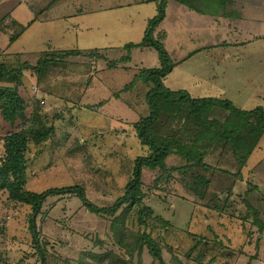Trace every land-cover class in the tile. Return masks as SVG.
I'll return each mask as SVG.
<instances>
[{"label":"rangeland","instance_id":"obj_1","mask_svg":"<svg viewBox=\"0 0 264 264\" xmlns=\"http://www.w3.org/2000/svg\"><path fill=\"white\" fill-rule=\"evenodd\" d=\"M226 11V17L214 18L167 1L166 17L153 34L173 65L163 84L193 98L230 100L238 109L255 110L264 106V0H229ZM41 12L48 22L22 25L24 17L30 21ZM157 13L156 2L146 0L1 3L0 57L6 63L37 65L42 53L57 54L40 80L31 71L21 77L0 72V94L17 93L26 102L13 121L4 119L0 102V164L4 138L28 130L27 190L43 193L83 183L88 199L101 207L124 194L134 160L149 154L133 124L149 114L145 97L153 86L141 78L133 90H121L145 70L162 67L157 49L127 45L145 37ZM205 160L214 175L235 162L231 152L213 150ZM176 162L171 156L168 167ZM222 177L213 178L211 190ZM142 181L154 219L148 228L130 219L126 224L146 230L161 245L163 264H264V234L240 215L245 198L264 220V137L241 180L225 181L235 185V211L196 201L176 173L169 178L146 168ZM30 214L29 207L0 193V264H42L29 232ZM37 223L47 264H106L91 255L117 248L110 220L92 214L74 195L49 197ZM137 259L161 264L145 248Z\"/></svg>","mask_w":264,"mask_h":264},{"label":"trees","instance_id":"obj_2","mask_svg":"<svg viewBox=\"0 0 264 264\" xmlns=\"http://www.w3.org/2000/svg\"><path fill=\"white\" fill-rule=\"evenodd\" d=\"M146 1L156 2L157 16L149 21L145 37L140 42L129 44L127 47L157 49L162 67L145 70L121 90V92L133 90L141 78L145 84L153 86L145 97L149 114L133 124L137 138L148 149L149 154L134 160L131 179L121 197L112 205L101 207L88 199L83 183L51 188L43 193L27 190L25 188L26 153L29 132L22 129L4 138V157L0 164V193H7L12 203L25 205L31 209L29 232L42 264H47V249L40 240L38 218L49 197L67 195L78 197L88 211L111 222L110 227L115 235L113 244L120 250L114 246L101 248V251L91 255L92 259L106 264H139L137 258L145 248L154 261L163 264L161 245L146 230L135 231L126 224L130 219L131 223L148 228L150 225L148 220L154 219L152 209L145 205L146 194L142 190V179L146 168L152 171L158 170L164 177L169 178L176 173L178 180L179 176L184 179L182 183L187 186L189 194H193L196 201H204L208 208H214L216 211L231 207L234 211L239 209L232 197L235 185L225 181L232 177L241 180L249 158L258 148L264 135V106L255 110H241L230 100L193 98L186 91L166 88L163 83L173 70V65L160 40H155L153 34L166 17L168 0ZM171 1L182 4L198 14L214 18L228 15L226 9L229 0ZM19 35L21 33L12 37V40ZM55 55L57 54L54 52L42 53L37 65L22 63V66L18 65V67H12L11 64L6 63L7 59L0 57V72L4 76L16 74L21 77L24 71H31L40 80L52 61L51 57ZM0 102L2 115L6 121L17 119L26 107L25 100L17 93L2 92ZM209 150L231 152L235 162L227 168L219 167L214 175L212 171L214 167L205 160ZM171 156H176L177 162L173 167H168ZM88 159L91 161V158ZM210 168L212 170L208 171ZM218 175L223 176V179L217 189L214 190L212 187L211 190L213 178ZM242 201L245 209L240 212L241 218L252 222L260 234H264V220L260 217L259 211L247 199L244 198ZM119 251H123L124 254H119Z\"/></svg>","mask_w":264,"mask_h":264},{"label":"crops","instance_id":"obj_3","mask_svg":"<svg viewBox=\"0 0 264 264\" xmlns=\"http://www.w3.org/2000/svg\"><path fill=\"white\" fill-rule=\"evenodd\" d=\"M20 1V0H19ZM22 2H25V0H22ZM1 3H3V4H6V0H0V5H1ZM18 5V4H17ZM43 12H44V10H43ZM43 12H41L40 14V18H34V19H32V20H30V21H28V19H24L23 18V20H22V25L23 26H25L26 27V29H28V27H30L31 25H33L35 22H36V24L38 23H43L44 21H47L48 20V18H42L41 19V17L44 15V13ZM4 13H5V11H4ZM4 13H2V19H4L5 17H6V15H4ZM15 21H18L17 19H14ZM34 20V22L31 24V21H33ZM50 20V19H49ZM48 22V21H47ZM25 29V30H26ZM22 35V34H21ZM40 56V55H39ZM263 137H264V135H263ZM262 137V138H263ZM261 141H262V139H261ZM261 141H260V143H261ZM260 145V144H259ZM259 147V146H258ZM247 164H248V162H247Z\"/></svg>","mask_w":264,"mask_h":264}]
</instances>
